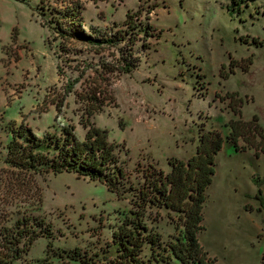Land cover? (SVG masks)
I'll list each match as a JSON object with an SVG mask.
<instances>
[{
  "label": "rangeland",
  "instance_id": "374dc122",
  "mask_svg": "<svg viewBox=\"0 0 264 264\" xmlns=\"http://www.w3.org/2000/svg\"><path fill=\"white\" fill-rule=\"evenodd\" d=\"M39 1L0 0V89L5 87L7 104L0 103V206L36 209L53 230L49 246L39 237L13 264H80L77 257H100L120 212L131 208L133 190L118 198L97 181L65 172L16 177L4 163L13 127L42 136L71 125L82 139L91 122L119 145L133 187L142 183L143 169L166 172L168 158L194 153L199 134L218 132L224 142L215 155L198 239L214 264H259L264 209L255 195L260 188L264 198V183L258 186L252 177H264V0L249 2L236 15L225 9L229 0H78L84 29L95 34L125 30L127 14L152 26L149 36L142 24L136 28L137 67L110 80L109 72L106 79L97 72H103L102 63L113 64L117 50L79 42L59 48L40 25ZM93 77L106 92L100 94L101 110L87 116L84 96ZM253 115L260 129L244 127L237 140L243 150L235 151L226 142L227 125ZM148 211L149 225L164 235L173 232L176 213Z\"/></svg>",
  "mask_w": 264,
  "mask_h": 264
},
{
  "label": "trees",
  "instance_id": "16d2710c",
  "mask_svg": "<svg viewBox=\"0 0 264 264\" xmlns=\"http://www.w3.org/2000/svg\"><path fill=\"white\" fill-rule=\"evenodd\" d=\"M50 1L55 2V5H51ZM252 1L255 0H229L225 9L230 15H236L242 12L244 5L248 6ZM39 2L37 8L44 17L40 25L47 28L51 41H59V48L61 43L79 42L100 49L117 50V55L112 53L113 64H101L103 72H97L98 77L106 79L103 74L107 71L110 74L109 80L118 79L137 67L134 45L141 29L136 28L143 25L138 15H126L123 22L125 30L109 36L98 35L90 28L84 29L82 7L78 0H47L46 5L42 0ZM46 13L49 18H45ZM143 28L145 36H149L148 31L152 26L146 23ZM13 33L14 28L11 37ZM251 41L257 42V38L252 37ZM122 42L124 45L120 46ZM142 46L147 48L144 42ZM93 51L96 52L95 49ZM227 76L221 74L223 79ZM99 84L94 77L87 84L84 96L87 116L100 111L104 104L100 94L106 91L99 89ZM53 92L57 93L55 90ZM227 126L229 131L226 142L235 151L243 150L237 140L243 135L244 127L254 131L260 129L255 115L246 122L235 120ZM10 133L4 163L16 177L33 178L65 172L75 174L78 178L97 181L118 198L124 199L127 192L134 191L129 200L131 208L120 212L122 217L112 230L107 248L102 249L100 257L98 253L87 259L77 257L80 264H214L215 258L208 256L198 236L204 229L203 203L206 189L215 173V155L224 142L218 132L199 134L194 153L185 160L168 158L169 169L166 172L152 166L143 169L140 175L142 183L138 187L132 186L126 174L124 161L118 152L119 145L109 142L107 130L96 127L92 122L87 124L82 139L75 135L71 125H62L59 131L45 132L42 136L35 135L28 127H13ZM257 134L262 137L261 133ZM260 150L264 153V146ZM252 180L258 186L264 183V177L258 175H254ZM255 197L260 201L261 208L258 209H264L260 188ZM153 208L157 215L160 209L178 215L176 221L172 219L175 222L172 233L164 235L155 226L149 225L148 210ZM35 210L11 212L0 206V264H13L23 259L39 237L46 238L49 246L53 230ZM78 252L79 249L75 248L71 258L76 260ZM259 264H264V253L260 256Z\"/></svg>",
  "mask_w": 264,
  "mask_h": 264
},
{
  "label": "crops",
  "instance_id": "0c3cea01",
  "mask_svg": "<svg viewBox=\"0 0 264 264\" xmlns=\"http://www.w3.org/2000/svg\"><path fill=\"white\" fill-rule=\"evenodd\" d=\"M2 88L5 90V87H2ZM3 89L2 90L0 89V103L3 104L4 106H7V104L5 103V97H4V93H3L4 90ZM7 96H9V92L7 93Z\"/></svg>",
  "mask_w": 264,
  "mask_h": 264
}]
</instances>
